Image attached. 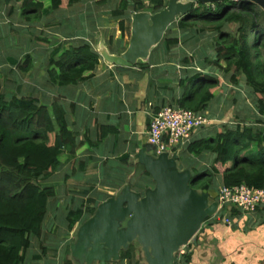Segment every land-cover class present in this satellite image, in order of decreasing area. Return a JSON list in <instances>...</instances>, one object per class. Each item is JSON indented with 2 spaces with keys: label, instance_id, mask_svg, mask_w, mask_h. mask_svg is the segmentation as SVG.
I'll return each instance as SVG.
<instances>
[{
  "label": "crops",
  "instance_id": "1",
  "mask_svg": "<svg viewBox=\"0 0 264 264\" xmlns=\"http://www.w3.org/2000/svg\"><path fill=\"white\" fill-rule=\"evenodd\" d=\"M134 1L65 2L50 11L38 10L28 19L17 0H0V33L22 30L20 47L13 40L0 41L2 92L7 96H29L48 106L56 100L63 107L68 127L82 143L79 153L64 152L59 165L43 179L54 188L48 200L43 237L32 240L21 264H68L66 260L78 264L70 255L69 243L76 227L90 215L68 230V212L77 207L84 210L93 198L98 204L116 193L131 174L132 157L138 149L155 153L147 142L150 116L163 105H180L191 75L212 74L218 76L219 83L210 89L214 96L206 105L194 110L205 114L210 122L195 129L188 143L213 135L222 124L254 121L255 108L243 79L230 81L229 75L211 62L214 48L210 37L200 30L179 27V18L165 32L177 42H158L145 60L116 68L104 59L102 55H117L128 46L130 16L136 11ZM141 1L142 7H153L151 2ZM122 3L126 7L119 12ZM82 43H88L98 56L92 74L74 84H56L48 73L52 59L66 47ZM22 62L23 67L18 64ZM186 145L176 147L179 169L187 168L192 176L194 169L210 166L213 155L208 150L193 155ZM144 182L145 186L152 185L151 180ZM205 192L216 199L217 190ZM55 223L62 228L53 229ZM56 230L61 236L55 235ZM52 237L55 241L48 247ZM182 250L175 253V261L189 253L185 264H264V202L247 213L228 205L218 207ZM134 253H140L137 246ZM117 264H125L122 254Z\"/></svg>",
  "mask_w": 264,
  "mask_h": 264
},
{
  "label": "trees",
  "instance_id": "2",
  "mask_svg": "<svg viewBox=\"0 0 264 264\" xmlns=\"http://www.w3.org/2000/svg\"><path fill=\"white\" fill-rule=\"evenodd\" d=\"M17 1L24 16L31 19L38 10L46 12L78 0H48L46 5L39 0ZM149 2L154 10L162 6V0ZM143 4L134 1L136 10ZM125 7L126 3L120 4L119 12ZM176 24L210 37L214 48L211 62L229 75L230 81L243 79L255 108L253 122L222 124L213 135L186 145L193 155L205 150L213 155L210 166L194 169L190 185L202 191L242 182L264 187V10L246 0L195 2ZM176 42L177 38L167 33L161 40L166 45ZM97 60V53L88 43L68 46L52 59L48 73L56 84H74L92 74ZM218 83V76L212 74L191 75L178 106L198 111L214 96L210 89ZM81 147L56 100L48 106L29 96H7L0 80V264H21L32 240L43 237L48 200L54 193L53 186L43 184V179L59 165L64 152L74 155ZM144 180L150 178L146 175ZM90 202L84 210L77 207L68 212V230L93 213L97 201L93 198ZM133 252L130 247L121 254L126 258ZM188 255L183 254L175 264H185ZM66 263L71 264L69 260Z\"/></svg>",
  "mask_w": 264,
  "mask_h": 264
},
{
  "label": "water",
  "instance_id": "3",
  "mask_svg": "<svg viewBox=\"0 0 264 264\" xmlns=\"http://www.w3.org/2000/svg\"><path fill=\"white\" fill-rule=\"evenodd\" d=\"M223 0H162L161 8L145 6L131 13L130 38L117 55H102L116 68L145 60L166 29L184 17L195 2L213 4ZM264 10V0H246ZM149 144V143H148ZM150 150L154 149L151 144ZM178 148L133 154L134 167L116 193L100 201L93 213L75 229L70 255L78 264H117L121 250L137 246L140 253L125 258V264H174L175 253L190 242L218 203L207 192L192 187L191 173L178 167ZM152 185H146L144 176ZM136 245V246H135ZM135 254V255H134Z\"/></svg>",
  "mask_w": 264,
  "mask_h": 264
},
{
  "label": "built area",
  "instance_id": "4",
  "mask_svg": "<svg viewBox=\"0 0 264 264\" xmlns=\"http://www.w3.org/2000/svg\"><path fill=\"white\" fill-rule=\"evenodd\" d=\"M209 122L205 114L190 108L163 105L150 116L147 142L156 153L172 151L188 144L193 131ZM215 200L218 207L228 205L242 212H252L264 202V187H253L243 182L231 186L222 184L217 189ZM225 222L229 223V220L225 219ZM182 246L179 251H183Z\"/></svg>",
  "mask_w": 264,
  "mask_h": 264
},
{
  "label": "rangeland",
  "instance_id": "5",
  "mask_svg": "<svg viewBox=\"0 0 264 264\" xmlns=\"http://www.w3.org/2000/svg\"><path fill=\"white\" fill-rule=\"evenodd\" d=\"M153 8V7H152ZM201 27H204V26H201ZM21 32H22V30H20V29H17L14 33H12V34H9V33H4L3 31L0 33V41L1 40H9V41H11V40H13V42L15 43V45H18V47H20V42H21ZM220 81H221V79H220ZM44 182L45 183H47V184H49V182L50 181H48V180H43V184H44ZM57 213V212H56ZM55 213V214H56ZM61 214V213H60ZM58 227L59 228H62L61 227V225L60 224H54V226H53V229H57L58 230ZM56 230V231H57ZM58 232V234H55V235H57L58 237L59 236H61V234H60V232L59 231H57ZM55 241V239L52 237L50 240H48L47 241V246L49 247L50 245H52V243ZM49 243V244H48Z\"/></svg>",
  "mask_w": 264,
  "mask_h": 264
},
{
  "label": "flooded vegetation",
  "instance_id": "6",
  "mask_svg": "<svg viewBox=\"0 0 264 264\" xmlns=\"http://www.w3.org/2000/svg\"><path fill=\"white\" fill-rule=\"evenodd\" d=\"M131 247V245L129 246V248ZM120 254H121V251H120Z\"/></svg>",
  "mask_w": 264,
  "mask_h": 264
},
{
  "label": "clouds",
  "instance_id": "7",
  "mask_svg": "<svg viewBox=\"0 0 264 264\" xmlns=\"http://www.w3.org/2000/svg\"><path fill=\"white\" fill-rule=\"evenodd\" d=\"M156 153V152H155Z\"/></svg>",
  "mask_w": 264,
  "mask_h": 264
}]
</instances>
